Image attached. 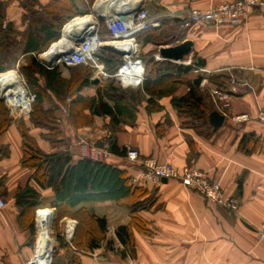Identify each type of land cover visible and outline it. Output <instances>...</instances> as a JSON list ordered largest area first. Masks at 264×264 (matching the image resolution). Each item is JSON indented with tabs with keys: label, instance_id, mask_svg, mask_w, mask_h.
Listing matches in <instances>:
<instances>
[{
	"label": "crops",
	"instance_id": "1",
	"mask_svg": "<svg viewBox=\"0 0 264 264\" xmlns=\"http://www.w3.org/2000/svg\"><path fill=\"white\" fill-rule=\"evenodd\" d=\"M37 1L46 6L53 0ZM231 1L143 0L150 14H167L168 21H178L182 40L162 47L145 42L144 36L137 40L141 54L153 53L155 57L163 47L193 42L190 59L204 61L202 69L207 73L194 70L185 77L191 82L201 80L199 88L208 96L209 115L216 112L225 116L222 127L214 129L207 120L208 127L196 128L190 124L191 118L181 116L173 107L172 97L157 101L154 107L148 104L149 96L144 92L140 99L128 105L131 112L136 109L134 117L117 116L118 123L110 116H95L91 126L77 128L68 111L62 110L63 137L57 148L44 139L43 135L48 131L34 128L28 116L22 119L46 154L69 153L73 162H77L83 158L81 148L84 144L108 147L109 139L114 138L121 151L132 146L144 158L171 164L178 171L190 167L207 173L211 179L221 182L224 194L238 199L239 211L233 213L209 203L177 179H166L156 187L137 184L149 192L148 209L138 213V228L133 225L130 203L126 200L83 203L71 214L86 209L90 214L106 219L105 241L93 252H87L94 256L60 245L54 264H264V243L257 241V231L264 225V125L253 119L235 120L242 116L253 118L260 110L264 111V9L254 11L239 27L186 26L190 10H208ZM76 3L81 11L89 5L86 0L82 4ZM26 14L23 0H0L3 27L11 24L22 33L19 38L22 42L26 41L28 29V23L23 20ZM28 65L27 55L21 54L14 69L21 73L20 70ZM60 73L63 79H71L70 69H60ZM205 77L207 82L202 86ZM94 79L98 78L92 74L90 86L80 93L83 97L95 96L97 90L110 83L99 79L100 82L94 85ZM188 91L189 87L183 85L174 96L183 97ZM215 91L226 92L229 98L221 101L213 95ZM77 98L75 94L68 102ZM106 101L114 106L113 101ZM49 103H45V108L53 109V102ZM18 125L12 121L0 135V150L6 149L8 154L0 157V197L5 201L0 210V264H26L33 257L39 241V233L37 236L35 230L38 213L41 210L56 211L55 208H40L24 220L16 206L18 190L27 185L35 188L44 199L53 200L54 196L51 189L43 190L32 181L33 171L22 166V138ZM104 162L126 171L133 180L142 171L125 157L112 153ZM27 219L34 222V229L29 227ZM65 220L62 231L74 235L79 223L74 218ZM120 227H131V244L124 245L119 240L117 231Z\"/></svg>",
	"mask_w": 264,
	"mask_h": 264
},
{
	"label": "trees",
	"instance_id": "2",
	"mask_svg": "<svg viewBox=\"0 0 264 264\" xmlns=\"http://www.w3.org/2000/svg\"><path fill=\"white\" fill-rule=\"evenodd\" d=\"M77 0H53L46 6H41L37 0H23V8L27 12L23 18L28 23L26 41L19 38L22 33L16 31L11 24L3 27L0 19V74L14 69L21 54H26L29 65L22 68L21 74L26 83L35 94V101L31 106L28 120L34 128L48 131L44 139L54 148L60 147L63 137L60 130V121L57 111L46 109L45 103L57 102L60 110H67L69 118L77 128L91 126L93 117L110 116L113 122H119L117 116L128 115L134 117L136 109L132 112L128 105L133 100L140 99L144 92L149 96L148 104L156 106L157 101L172 97V105L181 116L191 118V125L199 129L208 127L209 109L208 96L199 88L200 79L194 82L186 79V75L196 68L204 67V61L194 59L193 65H178L168 60L157 61L155 55L140 54L145 65L146 80L142 86L133 89H120L114 84H108L104 89L97 90L93 97H83L80 93L90 86L92 69L85 66L69 68L71 79L61 77L59 67L46 68L38 56L47 51L50 46L61 39L62 24L72 16H85L86 12L80 10ZM89 4L94 0H86ZM38 7V8H37ZM175 24H172V23ZM162 20V26L140 34L147 43L157 47L176 44L182 40V33L178 21ZM110 35V34H109ZM97 56L105 64L110 74L117 72L122 64L121 58L111 52L100 50ZM2 76V75H1ZM186 85L188 93L183 97H175V91ZM78 98L68 102L73 95ZM106 100L114 102L111 106ZM89 112V114L86 113ZM12 124V118L5 104L0 101V135ZM22 138V166L33 171L32 181L41 189H51L53 200L44 199L32 186L20 188L16 195V206L24 220L40 208H55L61 217L76 220L79 228L76 232L74 246L78 250L93 252L104 241L107 233V221L104 218L90 214L86 209H80L71 214L79 205L93 201H128L134 227L139 226L138 213L148 209L147 196L149 192L143 187L133 183V178L127 172L105 162H96L81 158L73 162L69 153L46 154L40 148L34 137L30 134L27 122L22 119L18 125ZM109 153L125 157V151L118 148L114 138L109 139ZM6 149L0 150V157H7ZM28 220V219H27ZM34 229V222H27ZM119 240L124 244L133 242L131 227H120L117 231ZM60 245L67 243L61 239Z\"/></svg>",
	"mask_w": 264,
	"mask_h": 264
},
{
	"label": "built area",
	"instance_id": "3",
	"mask_svg": "<svg viewBox=\"0 0 264 264\" xmlns=\"http://www.w3.org/2000/svg\"><path fill=\"white\" fill-rule=\"evenodd\" d=\"M140 6V11L136 12ZM140 6L133 11L132 15L130 16L131 20L127 24V27L122 23L111 24L110 22L105 21L107 30L111 38H113L112 41L119 38L134 40L132 42V46L126 50L115 47L116 50L124 52V55H121L120 53L113 50H107L105 49V46L100 44V42L104 41L99 37L96 23L94 31L89 32L86 35L75 34L70 36L69 48L58 54V56L56 55L52 64L42 57V55H44L48 50L39 55L38 58H40V62L44 66L48 65L50 67L48 69H53L60 66L68 69L78 66L89 67L93 71L92 74L94 78H98L102 81L114 80L115 83L122 89L139 88L145 82L146 76L145 65L143 60L140 58V46L137 41V37L145 32L159 29L162 26V20L169 17L167 14L152 15L145 9L144 4ZM263 9L264 0H232L231 2L209 8L208 10H190L188 12L189 21L186 23V26L188 27L193 24L198 26L211 25L219 27L222 25H228L232 27H239L248 21L249 17L254 11ZM96 18L101 20L103 17L97 13ZM63 36L64 34L62 31L61 38ZM93 43H99V45L92 46ZM104 43H106V41ZM100 50L114 53L121 58L122 64L116 73L110 74L106 71L105 64L97 56V53ZM133 51H135L134 54L132 53ZM155 59L157 61H164V59H162L159 55L156 56ZM43 61H46L48 64H45ZM175 63L185 66L193 65V61L191 59L183 63ZM16 72L19 73L18 70H16ZM195 72L205 73L206 70L202 68H196ZM206 82L207 78L205 77L203 78L202 86L205 85ZM21 85L23 89H25L28 101L30 102L27 111L21 112V110L13 109L7 104L6 100L3 99L13 119H21L22 117L24 118L28 116L31 112L32 103L35 101V95H33L28 90L29 87L26 83V80L22 78V76ZM213 95L221 101H226L229 98V95L226 92L224 93L215 91ZM0 98H3L1 92ZM227 106V103L224 104L225 108ZM250 119H253L264 125V111L260 110L253 118H250L249 116H242L236 118L235 120L246 121ZM124 151L127 162L142 168V171H140L138 176L133 180L135 185L143 184L144 186L152 185L156 187L161 185L163 179H177L180 180L181 183L190 190L202 195L209 203L223 207L233 213H237L239 211L240 203L238 199L224 194L221 182L211 179L207 173L190 167H186L182 171H178L171 164H161L158 163V161L154 158H144L140 152L132 146H126ZM81 155L83 158H87L92 161L104 162L110 156V153L108 147L99 148L84 144L81 148ZM4 206L5 201L2 197H0V210H2ZM51 210L54 211V209ZM36 226L39 230L38 222ZM73 237V234L69 235L70 241L68 240L67 243L72 251L79 252L80 254L84 255L86 254L94 256L92 253H87L85 251L76 249L73 245V242H71ZM257 241L259 243H264V225L257 231ZM26 264H54V258L52 256V252L47 258L45 254L39 255V247L38 244H36L33 257L28 260Z\"/></svg>",
	"mask_w": 264,
	"mask_h": 264
},
{
	"label": "bare ground",
	"instance_id": "4",
	"mask_svg": "<svg viewBox=\"0 0 264 264\" xmlns=\"http://www.w3.org/2000/svg\"><path fill=\"white\" fill-rule=\"evenodd\" d=\"M100 0L96 7V12L105 16V21L111 24L122 23L127 27L130 22V16L133 11L143 4V0ZM139 3V4H138ZM96 21L91 16L79 17L68 22L63 30L64 36L54 44L51 49L42 57L52 63L56 55L69 48V38L75 34L86 35L95 30ZM133 39H116L111 42H100L103 46L112 48L127 49L132 46ZM99 45V43H93ZM133 50V49H132ZM133 54L135 51L132 52ZM2 75V76H1ZM0 76V92L3 99L13 109L27 111L30 102L28 101L25 89L21 85V78L14 70L7 71ZM53 210H41L38 213L37 222L39 225V255L45 254L46 258L51 254L55 245V240L52 237V222L54 218Z\"/></svg>",
	"mask_w": 264,
	"mask_h": 264
},
{
	"label": "rangeland",
	"instance_id": "5",
	"mask_svg": "<svg viewBox=\"0 0 264 264\" xmlns=\"http://www.w3.org/2000/svg\"><path fill=\"white\" fill-rule=\"evenodd\" d=\"M99 1L100 0H94V2L91 4H89L87 7H83L82 8V11H84V12H86V14L87 15H85V16H93V18L95 19V21H96V23H97V31H98V33H99V37L103 40V41H106V42H110V41H112V39L113 38H111V36L109 35V32H108V30H107V26H106V23H105V20L103 19H98V18H96V15H97V13L95 12V10H96V7H97V5L99 4ZM76 2H80V4H82L83 3V0H77ZM136 2H138L137 0H136ZM139 4V3H138ZM96 6V7H95ZM85 16H72L71 18H69V19H66L64 22H63V24H62V29H61V35H62V31H63V29H64V26H65V24H67L68 22H70V21H72V20H74V19H76V18H79V17H85ZM56 43H58V41L57 42H55V43H53L50 47H52L54 44H56ZM178 45H180V44H178ZM178 45H176V46H178ZM107 47V46H106ZM171 47H175V46H171ZM51 48H49L48 49V51L50 50ZM47 51V52H48ZM141 54V53H140ZM40 59V58H39ZM52 64V63H51ZM45 67L46 68H50L48 65L46 66L45 65ZM64 67H59V69H63ZM87 68H89V67H87ZM12 70H14V71H16L17 69H12ZM19 74V76H20V78H21V76H22V78H24L23 77V75L19 72L18 73ZM1 77V76H0ZM25 79V78H24ZM111 84H116L115 83V81L114 80H110L109 81ZM110 83H108V84H110ZM118 87V86H117ZM119 88V87H118ZM121 89V88H120ZM30 92H31V90L30 89H28ZM33 95H35L33 92H31ZM0 99H3V98H0ZM1 102H4V104H5V101H1ZM34 103V102H33ZM32 103V104H33ZM47 104V103H46ZM49 104H51V102L49 103ZM53 110H59L58 111V113H57V117H58V119H59V121L61 120V115H62V110H60L59 109V107H58V105L53 101ZM6 105V104H5ZM7 107V106H6ZM67 111V110H66ZM23 118V117H22ZM22 118L21 119H12V121H15L16 123H19L20 124V122L22 121ZM61 123L59 124V127H60V130H61ZM54 212H55V216H54V218H53V222H52V226H53V233H52V237H53V239L55 240V245H54V248L52 249V256H53V258H55V255H56V252H57V250H58V248H59V246H60V240L61 239H63L66 243H68V240H69V234H67V233H64L63 231H62V227L65 225V222H66V220H65V217H61L58 213L56 214V212L57 211H55L54 210ZM36 230V235L38 236V233H39V230L36 228L35 229ZM75 238H76V233L74 234V237H73V240L71 241V242H73V245H74V241H75ZM70 241V240H69ZM68 245V244H67Z\"/></svg>",
	"mask_w": 264,
	"mask_h": 264
},
{
	"label": "water",
	"instance_id": "6",
	"mask_svg": "<svg viewBox=\"0 0 264 264\" xmlns=\"http://www.w3.org/2000/svg\"><path fill=\"white\" fill-rule=\"evenodd\" d=\"M140 9H141V6L136 10V12H139ZM102 20H103V18H102ZM193 45L194 44L192 41H185L182 44L175 46V47H168V48L163 47L159 50V56L164 60L177 62V63L178 62L183 63L186 60L188 61L190 59V57L192 55ZM105 49L113 50L115 52L120 53L121 55H124V52H120V51H118L112 47H105ZM44 63L48 64L46 61ZM99 82H100L99 79L93 80L94 85L98 84ZM1 100L4 101L3 99H1ZM208 120H209L210 125L214 129H218V128L223 126V124L225 122V116L218 114L216 112H213L209 115ZM162 181L166 182L167 180L163 179Z\"/></svg>",
	"mask_w": 264,
	"mask_h": 264
}]
</instances>
